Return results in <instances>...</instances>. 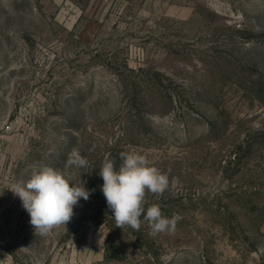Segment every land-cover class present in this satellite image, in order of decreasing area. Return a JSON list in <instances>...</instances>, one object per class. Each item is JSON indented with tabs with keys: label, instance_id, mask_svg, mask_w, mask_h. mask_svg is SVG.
Here are the masks:
<instances>
[{
	"label": "rangeland",
	"instance_id": "374dc122",
	"mask_svg": "<svg viewBox=\"0 0 264 264\" xmlns=\"http://www.w3.org/2000/svg\"><path fill=\"white\" fill-rule=\"evenodd\" d=\"M129 151L170 181L138 231L99 176ZM41 165L91 193L45 236L7 189ZM0 261L264 264V0H0Z\"/></svg>",
	"mask_w": 264,
	"mask_h": 264
},
{
	"label": "clouds",
	"instance_id": "9594fccd",
	"mask_svg": "<svg viewBox=\"0 0 264 264\" xmlns=\"http://www.w3.org/2000/svg\"><path fill=\"white\" fill-rule=\"evenodd\" d=\"M120 160L118 169L112 159L105 158L102 162L99 172L103 180L101 191L113 213L115 227L123 229L128 226L138 231L140 217L145 212L146 195L162 196L169 188V177L139 152H121ZM67 166L87 168L89 162L77 148H73ZM7 189L19 197L35 233L41 236L61 225L66 226L80 199L87 201L91 194L84 185L72 183L65 172L49 165L34 167L27 181H17ZM143 219L149 226V234L156 236L174 233L181 217L178 214L166 217L160 205L152 203Z\"/></svg>",
	"mask_w": 264,
	"mask_h": 264
}]
</instances>
